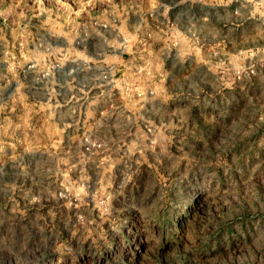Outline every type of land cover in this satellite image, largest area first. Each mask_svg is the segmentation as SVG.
<instances>
[{
    "label": "rangeland",
    "instance_id": "1",
    "mask_svg": "<svg viewBox=\"0 0 264 264\" xmlns=\"http://www.w3.org/2000/svg\"><path fill=\"white\" fill-rule=\"evenodd\" d=\"M0 264H264V0H0Z\"/></svg>",
    "mask_w": 264,
    "mask_h": 264
}]
</instances>
